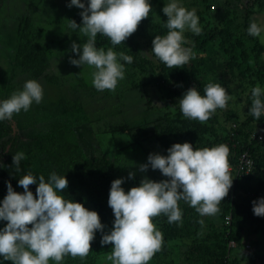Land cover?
Wrapping results in <instances>:
<instances>
[{
  "label": "trees",
  "instance_id": "1",
  "mask_svg": "<svg viewBox=\"0 0 264 264\" xmlns=\"http://www.w3.org/2000/svg\"><path fill=\"white\" fill-rule=\"evenodd\" d=\"M4 1L0 0V11ZM149 1L153 7L148 18L142 19L136 31L125 41L113 46L110 38L98 33L96 43L105 50L113 47L118 53L124 52L133 56V62L126 64V72L134 73L145 68L146 75L164 92L163 110L164 112L171 110V118L166 114L163 116L167 118L165 123H162L160 118L155 121H144L139 126L127 129L114 128L115 132L111 130L114 132L111 136L118 134L122 144L114 143L112 153L100 151L93 146L90 150L98 152L93 155L90 154L91 152L88 153L86 147L78 140L85 125L83 123L88 121H77L70 125L68 117L61 116V120L46 124L38 134H33L34 136L30 134L28 138L18 133L13 135V129L7 126L1 132L4 141L0 145V200L6 195L5 181L11 182L16 192H22L23 188L18 185V179L28 171L37 177L43 175L46 180L55 171L58 175H65L68 180L63 195L82 202L90 210L97 211L102 224L105 225L104 231L107 232L111 229L114 219L107 200L110 183L117 178V166L114 160L119 151L124 150L128 153L133 149H141L149 154L151 152L147 147L148 144L158 150L167 149L170 147L171 139L176 137L184 142H191L194 148L226 144L230 149L229 164L236 168L237 173L230 188L234 198L231 200L225 198L219 205L218 217L223 226H217L208 218L203 219L194 207L180 201L179 206L183 212L182 224L168 223L167 217L163 214L153 218V223L163 234L164 242L161 250L155 253L149 262L159 264L164 260L165 264H172L173 259L170 258L171 262H168L172 250L169 243L178 241L181 249L180 260L175 264H264V217H258L252 211V201L264 196V141L250 140L252 125L260 124L261 128L264 127V122L256 121V118L248 112L249 106L243 117H240L237 109L229 107L230 103L223 108L224 110L218 108L209 120L201 123L199 120L184 117L178 103L179 98L188 88L196 86L203 95L204 87L209 82L223 84L227 81L228 72L234 70L240 71L237 79L248 78L250 83L264 86V44L258 37L250 36L246 32L252 15L258 11L264 13L261 2L260 0H217L219 6L217 5V8L215 6V10L208 14L199 8L200 4L208 0H183L185 7L196 9L197 15L205 19L200 20L202 31L199 35L192 32L184 33L190 41L185 46L193 47L197 56L189 63L180 66L182 68L172 69L156 57L155 65L158 68L156 75L154 70L145 67L143 56L135 47L139 41H144L152 48L154 36L164 35L168 31L165 26L167 17L162 12L164 0ZM255 4L258 5L257 8H254ZM207 9L209 10V6ZM80 12L75 14L78 25L81 24ZM16 30L17 41L13 65L28 70L35 78L41 77L49 63L50 46L38 40L36 30L34 27L31 29L27 22L19 19ZM73 31L80 35V40L77 38L79 42L86 41L87 37L77 32L79 29ZM71 71L73 73L75 69ZM208 74H213L215 78L208 79ZM134 77L135 74L129 76L130 82L124 79L126 90L139 88L140 85ZM75 79L74 89L81 86L89 92V95L95 94L97 89L93 85L86 84L87 79H80L78 76ZM48 80L54 84L58 83V77L52 76ZM178 83L183 84L184 88L180 89ZM117 88L118 86L116 90ZM8 97V91L0 87V99ZM58 105L64 111L75 107V104L71 102L67 104L63 99ZM3 126L4 124L1 123L0 129ZM17 151H24L27 157L21 160L19 170L13 165L12 160V155ZM243 154H247L252 162L248 173L239 171V159ZM253 179H257L253 188L255 194L249 198L247 183ZM29 188L35 196L36 185H29ZM201 221H206L209 225V232L205 236L202 233ZM245 233L253 236L260 234L261 238L250 241L251 250L241 255V251L244 250ZM100 239L101 233L98 231L86 257L66 255L62 264H95L99 257L111 254L112 244L101 245ZM180 241H186L185 245ZM4 264H12V262L4 261ZM49 264L55 262L50 260Z\"/></svg>",
  "mask_w": 264,
  "mask_h": 264
},
{
  "label": "clouds",
  "instance_id": "2",
  "mask_svg": "<svg viewBox=\"0 0 264 264\" xmlns=\"http://www.w3.org/2000/svg\"><path fill=\"white\" fill-rule=\"evenodd\" d=\"M66 6L82 10L81 24L69 20V28L79 29L87 37L83 44L72 42L71 51L78 58L70 57V63L81 68L91 66L95 89L114 91L119 81L125 79L126 64H131L134 58L114 51L113 47L106 50L98 47L97 34L110 38L113 46L121 44L136 31L142 19L148 18L152 5L149 0H68ZM162 12L167 17L168 31L154 36L150 51L167 67L182 68L195 58L193 47L185 46L190 41L184 33L186 30L196 35L201 33L199 17L196 9L184 6L183 0H164ZM246 32L264 39V22L250 20ZM55 68L58 71L57 64ZM251 96L248 112L257 121L264 116V87L257 84ZM43 98V85L36 79L25 80L7 99H0V122L11 121L21 111H29ZM231 99L221 83L209 82L203 95L192 86L184 91L178 103L184 117L204 123L218 108L227 107ZM166 151L167 155L149 153L147 162L138 169L142 173L149 168L158 169L167 179L157 181L145 175L127 191L122 187L124 177L111 181L107 204L114 219L107 232L97 211L63 195L68 185L65 175L53 171L46 180L43 175L37 177L28 171L18 179L22 192H16L11 182L5 181L0 222L7 223L0 227V264L4 261L49 264L50 260L62 264L66 255L84 258L98 231L101 245L112 244L111 254L106 257L112 264H148L164 242L161 230L153 223L154 217L163 214L168 223L182 224L180 201L194 207L201 216H215L233 183L228 159L230 149L226 144L194 148L191 142L185 141L173 143ZM26 158L24 151L12 155L17 170ZM127 178L134 179L135 173L129 172ZM29 185H36L35 196ZM252 211L264 217V196L252 201Z\"/></svg>",
  "mask_w": 264,
  "mask_h": 264
},
{
  "label": "rangeland",
  "instance_id": "3",
  "mask_svg": "<svg viewBox=\"0 0 264 264\" xmlns=\"http://www.w3.org/2000/svg\"><path fill=\"white\" fill-rule=\"evenodd\" d=\"M260 2L262 10L264 11V0H260ZM67 3L68 0H5L1 6L0 87L7 90L8 96H10L13 91L22 87L25 80L36 79L44 87V98L41 103H34L29 111H21L19 114L14 115L11 121L6 120L0 122V124H4L2 129H0V145H2L4 141L1 132L4 131L7 126H11V129H13V135L18 133L28 138L30 134L31 136H34L33 134H38L46 124L55 120H61V116H66L68 117V123L70 125L77 121H88L83 123L85 125L81 129L80 136H78V140L86 147L88 153L91 152V155L98 154L97 151L92 152L93 150H90L93 146L99 148L100 151H110L112 153L114 150V143H120V136H118V134H115L113 137L111 136V133L115 132L114 128L127 129L128 127L139 126V124L144 121H155L160 118L161 122L165 123L167 118H164L163 116H166V114L171 118L172 111L169 110L164 112L163 110L165 102L164 92L158 88L154 83V80H151V78L146 75L147 71H145V68L139 69L134 73L130 71V73L126 72L125 74V80L127 82L131 81L129 76L135 74V81L140 85L138 89L126 90L127 85L124 79L119 81L117 90H95L94 95H89V92H86L81 86H79L78 89L73 88L76 87L74 84L76 83L75 78L77 76L80 79H87V82L84 80L85 83L91 86L93 79L92 72L94 69L88 65L81 68L70 63V57L78 58V55L71 51L72 42L75 41L78 44H83L84 42H79L80 35L69 28V20H75V14L80 12L81 9L75 6L69 8L66 6ZM217 5L219 6L217 0H208L207 2L200 4L199 8L202 9L203 12L205 11V13L211 14L212 11L215 10L213 8L215 6L217 8ZM207 6H209V10L207 9ZM257 7L258 5L255 4L254 8ZM198 17L201 26L202 23L200 20L205 19H203V16L201 15ZM19 19L20 21L27 22L31 29L34 27L38 40L44 45L48 43L50 46L48 51L51 52V55L48 60V66L43 75L39 78L33 77L28 70L13 65L12 60L15 55L14 48L17 41L16 29ZM253 19L259 22H264V13L261 11L255 12L254 15H252V20ZM189 32L191 31H185L186 34ZM262 36H264V33H262ZM77 38H79V40H77ZM258 39L264 44V39L260 37H258ZM135 47L138 48L140 52H149L147 54L141 52L145 67L148 66L150 69L154 70L157 75L158 68H156L155 65V60L157 61V58L151 53V46L147 45L144 41H139ZM194 52L196 57L197 52ZM56 64L60 74L55 68ZM72 69H75L73 73L71 71ZM228 73L227 81H224L222 86H224L232 96V99L228 102V104L231 103L229 107L237 109L240 117H243L247 106H251L253 99L251 96V90L257 84L250 83V79L248 78L237 79L236 77L240 73L239 70H234V72L229 71ZM52 76L58 77V83L54 84L48 80V78ZM207 78L213 79L215 76L213 74H208ZM149 80L151 81L148 82ZM145 82L148 83L143 85ZM177 86L180 89L184 88L183 84L180 83H178ZM61 99L67 102V104H70V102L75 104V107H72L70 110H62L58 105ZM259 120L261 123L264 122V116ZM250 131H252L250 133V140H256L254 142H260L261 140L264 141V127L260 128V124L254 123ZM259 136H261V138H259ZM183 142L184 141L178 139V137L172 138L170 146L173 143ZM147 147L150 148L151 153L158 152L162 155H167L166 149L158 150L155 147L149 146V144ZM148 155V153H145L141 149H133L128 153L121 150L115 155L114 163L117 166L116 177L125 178V182L122 184L125 191L136 186L145 175L148 178L157 181L167 179V177L162 176L158 169L153 170L149 168L146 173L139 171L138 166L147 162ZM129 172L135 173L134 179L127 178ZM230 172L234 178L237 173L236 168L230 166ZM256 180L257 179H253L247 183L249 198H252L255 194L253 188L256 184ZM225 198H230L229 200L234 198L231 194V190H229L228 195L223 199ZM202 218H208L217 226H223L219 220L218 213L215 216H202ZM5 223L7 222H0V227H3ZM202 225V233L203 236H205L209 232V225L206 221H203ZM245 234L246 235L243 237L245 238L243 241L244 250L241 251V255L246 251L251 250L249 245L250 241L261 238L259 237L260 234L254 236L248 233ZM180 242L184 245L186 243V241ZM169 245L172 250H170L171 256L168 257V262H171V259H173L172 264L178 263L181 250L179 242L172 241ZM107 256L108 255L99 257L95 264H112L111 261L106 259ZM148 264L152 263L148 262ZM159 264H165L164 260Z\"/></svg>",
  "mask_w": 264,
  "mask_h": 264
},
{
  "label": "built area",
  "instance_id": "4",
  "mask_svg": "<svg viewBox=\"0 0 264 264\" xmlns=\"http://www.w3.org/2000/svg\"><path fill=\"white\" fill-rule=\"evenodd\" d=\"M259 138H261V136H259ZM240 170L239 171H245L246 173L249 172V170L252 167V162L249 159L247 154H243L240 157Z\"/></svg>",
  "mask_w": 264,
  "mask_h": 264
}]
</instances>
